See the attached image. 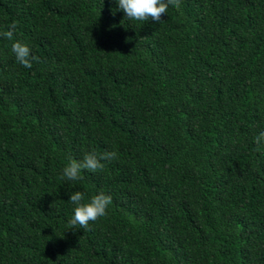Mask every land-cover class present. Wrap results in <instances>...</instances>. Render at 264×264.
Here are the masks:
<instances>
[{
    "label": "trees",
    "instance_id": "trees-1",
    "mask_svg": "<svg viewBox=\"0 0 264 264\" xmlns=\"http://www.w3.org/2000/svg\"><path fill=\"white\" fill-rule=\"evenodd\" d=\"M161 20L0 0V33L17 24L0 36V264H264V0H181ZM75 191L112 197L86 231Z\"/></svg>",
    "mask_w": 264,
    "mask_h": 264
},
{
    "label": "clouds",
    "instance_id": "clouds-1",
    "mask_svg": "<svg viewBox=\"0 0 264 264\" xmlns=\"http://www.w3.org/2000/svg\"><path fill=\"white\" fill-rule=\"evenodd\" d=\"M119 10H122L131 21H153L160 22L163 15L167 14L169 6L180 11L181 0H116ZM17 24L14 22L9 26V30L0 33V36L12 40L16 32ZM12 53L16 62L25 68H32L33 63H39V57L32 54L31 48L26 43L16 41L11 46ZM264 141V132L254 137V143L259 146ZM117 158V153L104 152L97 154L95 152L86 153L82 160L69 157L68 163L62 169V179L77 181L83 179L82 172L92 173L103 170L105 164L102 161H111ZM69 202L74 205V214L69 221L70 228L79 225V229L89 230L90 222H95L101 217L107 215L109 206L112 203V197L100 192L85 201V194L81 191H75L70 194Z\"/></svg>",
    "mask_w": 264,
    "mask_h": 264
}]
</instances>
